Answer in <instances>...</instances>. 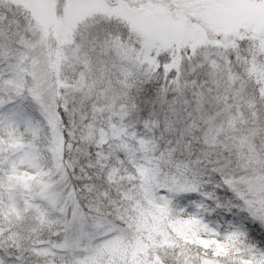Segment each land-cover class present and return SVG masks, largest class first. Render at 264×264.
Returning <instances> with one entry per match:
<instances>
[{"label":"snow or ice","instance_id":"6c2138e0","mask_svg":"<svg viewBox=\"0 0 264 264\" xmlns=\"http://www.w3.org/2000/svg\"><path fill=\"white\" fill-rule=\"evenodd\" d=\"M0 264H264V0H0Z\"/></svg>","mask_w":264,"mask_h":264}]
</instances>
